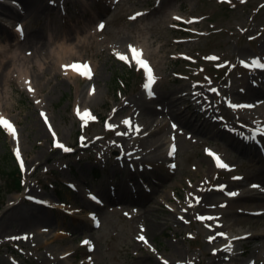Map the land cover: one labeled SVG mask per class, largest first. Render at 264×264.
Returning a JSON list of instances; mask_svg holds the SVG:
<instances>
[{
	"label": "rangeland",
	"instance_id": "1",
	"mask_svg": "<svg viewBox=\"0 0 264 264\" xmlns=\"http://www.w3.org/2000/svg\"><path fill=\"white\" fill-rule=\"evenodd\" d=\"M19 1L23 10L27 8L25 2H33ZM38 2L48 8L46 16L30 18L28 25L21 27V36L11 19L0 13L12 35H0V116L17 131L16 138L8 132L0 136V159L4 161L7 149L15 153L19 148L25 164V190L21 194H7L0 171V264H264V235L232 241L233 259L227 253L221 258L216 255L214 239L210 242V238L218 237L217 233L212 234L209 221L196 218L209 216L210 211L194 205L201 190L211 193L213 187L230 182L241 189L238 184L245 177L264 172L262 158L238 153L212 136L188 134L180 126L173 129L171 123L161 133L166 145L150 155L160 161L158 165L147 163L148 154L139 168L116 167L123 155L134 157L123 150L116 134L123 130L124 119L132 120L129 105L134 106L143 96L147 75L140 65L128 59L122 62L115 55L119 52L128 58L129 45L146 49L156 77L153 93L162 103L195 84L197 88H215L209 101L220 106L219 100H230L223 94V85L235 83L244 75L259 80L241 61L262 58L264 0ZM32 4L27 9L31 10ZM136 13L143 15L130 19ZM176 16L185 24L183 29L173 18ZM188 20L193 23H186ZM99 24L104 25L103 30L98 29ZM38 31L41 35L33 39L32 34ZM60 57L87 63L94 68L91 78H70L68 64L62 70L58 66ZM185 107L179 105L186 116L192 111ZM83 110L94 117L87 124L77 115ZM218 111L221 126L229 127L226 122L235 114L223 107ZM41 113H45L47 124ZM154 117L153 128L159 127L162 116L156 113L147 118L144 129L151 126ZM250 118L257 123L263 117L251 114ZM248 127L252 132L263 128L250 123ZM55 143L72 147V153L55 148ZM173 147L175 152L170 155ZM208 151L217 154L230 170L217 168ZM204 160L205 168L197 170ZM233 177L241 179L234 181ZM122 184L128 192L129 185L145 191V203L110 201L109 196H117ZM236 188L230 187L229 192ZM150 189L153 192L147 194ZM60 194L64 204L58 203ZM92 195L101 204H95ZM226 195H222L225 200L230 198ZM154 197L163 198L164 205L180 211V223L153 231L141 218H131L146 209ZM37 200L54 207L35 205ZM224 203L217 204L215 213L226 210L221 207ZM162 206L160 212L167 213ZM21 210L36 214L24 215ZM42 213L54 216L55 221L38 220ZM251 216L250 221L235 227V234L252 229L256 222L263 227L260 215ZM141 235L147 243L139 240ZM84 240L90 244L84 245Z\"/></svg>",
	"mask_w": 264,
	"mask_h": 264
},
{
	"label": "bare ground",
	"instance_id": "2",
	"mask_svg": "<svg viewBox=\"0 0 264 264\" xmlns=\"http://www.w3.org/2000/svg\"><path fill=\"white\" fill-rule=\"evenodd\" d=\"M14 2L13 0H11ZM24 1V0H23ZM35 2V3H34ZM27 8L32 4V8L27 9L24 8L26 13H13L12 23L17 27H22L26 24V26L29 23V19L32 17L40 18L41 15L46 14V10L48 8L41 7L39 5L40 2L36 3V0H33L32 3H27ZM44 3V1H43ZM41 4V3H40ZM25 5V6H26ZM2 9H0V13H2ZM4 12V11H3ZM4 14V13H3ZM23 31V29H22ZM6 35L7 37H12L10 34L9 27L2 26L0 27V35ZM22 34L19 33V36ZM36 35H41V31L34 32L32 34V38H36ZM31 36V35H30ZM136 49L140 50L142 53V59L145 60L146 63L149 64V66L152 68L150 62L148 61L147 57V51L146 49H141L139 47H136ZM129 51V49H128ZM133 57L138 59L139 58V52L133 51ZM128 60L130 63H132L134 60L131 58V52H128ZM248 56H246L247 58ZM59 61V67L60 69H64L65 65L68 64L69 70L67 72L68 76L71 78L76 77L77 75H80L79 72L74 71L71 68V65L73 62L82 63L79 59L70 58L69 61H65L64 57H60ZM252 60L251 59L247 64L249 67L247 69L253 71V77L258 78L259 80H253L249 77L242 76L239 81H236L235 83H227L226 85L222 86L223 94L226 96H230V100L227 98L226 101L219 100L220 106H217L215 101H209V98L213 94V92L210 91L209 88H197L193 86L186 87L182 92H179L178 94H175L172 99H169L167 103H162L160 101L159 96H153V98H149L144 91L143 96L141 95V99H138L136 104L134 106L129 105L131 109L132 115V125L133 129H135L136 126H138L141 131L139 133H136L135 131L124 135V136H117L116 139L118 142H123V150L127 153L133 154L134 157H128L126 155H123L120 159L121 163H118L116 167H126L128 166H134L136 168H139V165L144 162L146 159V156H148V164L151 165H158L160 161L153 160L151 158V154H153L155 151L161 150L165 145L166 141L161 137V133L164 132L163 129L167 128L169 124H175L178 128L180 126L184 130L190 133H198L205 136H212L213 138H217L218 140L224 142L227 147L231 148L232 150L238 151V153H244L247 152V140L251 138L252 131L249 130V123L251 125L255 126H261L264 128V68H254L252 66ZM65 61V62H62ZM262 64H264V52H262V58L259 60ZM135 62V61H134ZM90 71L93 72L94 68ZM29 86H30V80ZM156 83L153 85V88L155 90ZM91 88L89 89V92H91ZM30 92V91H29ZM193 93H200L199 96H194ZM86 97V96H85ZM84 97V101L87 104V99ZM180 101L179 105L186 106L185 110H191L192 112H189L186 116L183 115L180 112L179 105L177 106V102ZM227 101L237 103V104H251L254 107L250 109H233L229 107V103ZM126 104V103H125ZM128 105V103H127ZM223 107V109L228 112L229 114H235L233 118H237L242 121V124H239L236 120L231 118V120L227 121V126H221V121L218 119V108ZM128 108V110H130ZM86 111V110H83ZM83 111H80L81 113ZM159 113L162 116V121L159 123V127L157 129H154L153 126L155 125V117L152 119V124L150 127H147V129H144V123L146 122L147 118H152L154 114ZM191 113V114H190ZM246 114V115H245ZM251 114H257L262 116L263 118L259 119L257 123L253 121L252 118H250ZM4 117V116H2ZM6 118V117H4ZM7 119V118H6ZM9 121V120H8ZM10 122V121H9ZM11 123V122H10ZM13 125V124H12ZM122 126V131L127 133L128 129L126 126ZM235 131H231L229 129H234ZM153 128V129H152ZM227 128V129H226ZM257 128V127H255ZM258 129V128H257ZM257 131V130H256ZM243 133V137L242 134ZM260 140H264V137L258 136ZM130 139H133L132 143H128ZM255 142V141H251ZM207 157V156H205ZM254 159H256L258 156L253 154ZM208 158V157H207ZM206 158V159H207ZM209 160V164L212 163L211 159ZM203 162V161H202ZM206 160H204L203 163H199V168H205L206 166ZM260 163V162H259ZM261 164V163H260ZM133 168V169H136ZM207 169H205L206 171ZM230 170V169H228ZM203 170V172H205ZM191 176V175H189ZM235 181V179H233ZM245 181V182H244ZM235 183L230 182L226 186L225 192H220L216 190L219 186H215L212 188L211 193H206L205 191L201 190L202 194L199 195L200 202L197 203L195 201V206L202 208L203 210L210 211L208 214L209 216L214 217L213 220H210L211 223V232L214 235V231L218 233H225L228 239H224L223 237L219 236L214 239V245L212 247V250H216V255L221 256L224 253L230 254L231 258H234L233 255V247L230 252H225L223 249L229 244H232V241L236 240H246L253 237H261L264 235V222L263 227H259V222H256L257 224L249 230L241 231L238 234L234 233L235 227L238 225H243L244 223L250 221L252 219L251 215H260L258 219L264 220V172L260 171L256 173L255 175H252L249 179L245 177L238 185L241 186V189L236 188ZM251 184H257L259 186L258 188H253ZM231 189L236 188V191L238 193L237 196L233 198H228L225 200L222 198V195L225 196ZM123 184L118 189L115 197L109 196L110 201H120L121 203H130L136 201V203L144 204L145 198H144V192L140 191L138 193H130L127 191ZM161 188V186L159 187ZM155 192L157 189H154ZM153 192V189H150L147 194H151ZM104 193V192H103ZM102 194V192H101ZM227 196V195H226ZM152 198V197H151ZM168 196H166V200H168ZM16 200V199H15ZM100 201V199H98ZM170 200V199H169ZM224 203V206L226 207V210L219 211L218 213H215V209H217L218 203ZM90 203V201H88ZM97 203V202H96ZM35 205L38 203H34ZM61 204V203H60ZM98 204H101L99 202ZM45 205L50 206L48 203H45ZM164 199L157 197L153 199V201L149 204V206L142 210L140 213L133 215L131 218H141L143 221H145L151 230L155 231L157 228H162L163 226H169L171 223L176 224L180 223L177 221V219L181 218L180 211L176 210L175 208L168 207L164 205ZM160 206L163 207V210L167 213H161L160 212ZM54 207V206H50ZM19 209V207H16ZM122 207H117V209H121ZM229 208V210L227 209ZM219 209V208H218ZM21 213L24 215L29 214H36L33 211L30 210H21ZM185 218V217H184ZM37 219L40 221H55L54 216L49 214H39L37 216ZM177 221V222H176ZM148 230V228L146 227ZM239 238V239H237ZM231 259V260H232ZM230 260V259H229ZM160 262V261H159ZM157 264H164L159 263Z\"/></svg>",
	"mask_w": 264,
	"mask_h": 264
},
{
	"label": "snow or ice",
	"instance_id": "3",
	"mask_svg": "<svg viewBox=\"0 0 264 264\" xmlns=\"http://www.w3.org/2000/svg\"><path fill=\"white\" fill-rule=\"evenodd\" d=\"M143 15V13H136L135 16H132L130 17V19L132 20H135L138 16H141ZM174 19L180 21L181 20V17H173ZM186 23H193L192 20H188V21H185ZM104 28V25L103 24H99L98 25V29L99 30H103ZM17 32L21 33L22 34V28L18 27L17 28ZM128 49L129 51L131 52V58L135 61L136 64L140 65L143 70L147 73V83H145L143 85V88L147 94V96L149 98H153L154 96V93H153V85L154 83L156 82V77L154 76V72H153V69L149 66L148 63L145 62L144 59H142V53L140 50L136 49V47L134 46H131L129 45L128 46ZM133 51H136V52H139V58L136 59L133 57ZM115 55L117 56V58L122 61V62H127V57L123 54H120L119 52H116ZM122 57H126L125 58H122ZM185 59H188L187 57H185ZM211 60H216L217 58L216 57H211L209 58ZM241 63L243 64V66L245 68L249 67V65L247 63H244V61H241ZM252 66L254 68H257V69H260V68H264V64H262L259 60H252ZM71 68L74 70V71H77L79 72V74L81 76H84V77H88L89 79L91 78L92 76V72L90 71V66L87 64V63H77V62H73V64L71 65ZM207 80V77L205 78ZM198 85H193V87H197ZM30 92L32 91L31 87H29L28 89ZM211 92L215 93L217 90L215 88H211L210 89ZM194 96H199L201 95L200 93H193ZM37 104L40 103V101H36ZM229 107L230 108H233V109H250L252 107H254L253 105L251 104H232L230 103L229 104ZM77 115L79 116L80 120L83 121L85 124H87L90 120H93L94 117L90 115V113L88 111H83L82 113L77 111ZM41 116L44 118L45 120V123L47 124L48 121H47V117L45 115V113H41ZM122 123L124 124V126L127 127L128 129V132L127 133H124V132H117V136H124V135H127L133 131H135L136 133H139L141 131V129L136 126L135 129H133V125H132V121L130 119H124L122 121ZM112 126L109 125V128H111ZM173 129H175L177 126L175 124L172 125ZM0 128L4 129V130H7V132L9 133L10 136H12L13 138H16L17 136V131L16 129L13 127L12 123H10L6 118L0 116ZM51 131V129H50ZM53 135H55V133L53 132ZM242 137H243V133L241 134ZM258 136H262L264 137V128H258L257 131H254L251 133V140L255 141L257 139ZM83 141H84V137H81V143L83 145ZM55 148L57 149H62L65 153H70L73 151L72 148L70 147H66L64 144L62 143H55L54 145ZM175 152V147H173L170 151V155L171 154H174ZM123 155V153H122ZM130 155V154H129ZM208 155L210 157H212V159L214 160L215 162V166L219 169H228L229 168V165H227L226 163L222 162L221 158L211 152V151H208ZM15 158L16 160L18 161L19 163V167L21 169V171H24L25 170V164L21 158V151L19 148H17L16 152H15ZM233 179H241L240 177H233ZM253 188H258L259 186L257 185H252ZM216 190L220 191V192H225L226 190V186L224 185H221L219 186ZM227 195L230 197V198H233L235 196L238 195L237 192H228ZM90 198L94 201V202H97L99 203L100 201L98 200V198H96L94 195L90 196ZM29 199H33V197H29ZM37 203H45L44 201H40V200H37L36 201ZM196 202L199 203L200 200L199 198H196ZM192 205L190 204L189 207H191ZM224 205H221V207H223ZM198 220H202V221H210V220H213L214 217L212 216H197L196 217ZM93 219H95V217H93ZM181 219H183V217H181ZM187 222V221H186ZM217 235L223 237L224 239H228L226 234L225 233H218ZM26 239V237H24ZM12 239H21V237H13ZM215 239V237H211L210 238V242ZM239 239V238H237ZM139 240L147 243L145 237L143 235L139 236ZM83 244L84 245H89L90 242L88 240H84L83 241ZM225 252H230L232 250V244L229 243L224 249H223Z\"/></svg>",
	"mask_w": 264,
	"mask_h": 264
},
{
	"label": "trees",
	"instance_id": "4",
	"mask_svg": "<svg viewBox=\"0 0 264 264\" xmlns=\"http://www.w3.org/2000/svg\"><path fill=\"white\" fill-rule=\"evenodd\" d=\"M4 136V131L0 128V136ZM9 148V147H8ZM5 153L4 161L0 159V171L5 176V189L8 192L12 191H22L23 190V176L19 169V166L16 164L15 157L11 149H7ZM1 192V191H0Z\"/></svg>",
	"mask_w": 264,
	"mask_h": 264
}]
</instances>
